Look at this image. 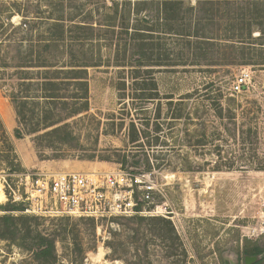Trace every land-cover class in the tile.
<instances>
[{"label": "rangeland", "instance_id": "1", "mask_svg": "<svg viewBox=\"0 0 264 264\" xmlns=\"http://www.w3.org/2000/svg\"><path fill=\"white\" fill-rule=\"evenodd\" d=\"M220 3L215 19L202 18L198 25L200 34L213 38L209 42L193 37L190 45L169 31L177 29L176 22L170 21L166 33L155 22L152 38L142 34V41L136 40L147 49V66H138L130 49L115 56L119 44L132 42L117 28L111 40L102 39L103 64L89 69L87 110L46 128L41 100L35 112H28L22 139L15 138L18 119L8 97L16 84L9 76L13 70L0 65V172L121 168L150 174L160 191L153 204H144L159 212L138 215L143 220L10 213L4 210L12 204L0 194V217L32 219L33 230L55 240L57 264H245L248 241L262 250L264 264V234L252 231L263 228L264 221V38L257 29L250 36L231 19L262 10L247 9L242 0L231 9ZM104 4L112 7L111 0H0V25L6 28L10 15L18 26L23 15L59 10L60 16L64 9L85 14L93 7L102 12ZM98 13L93 12L94 22L106 24ZM183 13L185 22L197 19L198 0H186ZM138 20L133 14L130 27L138 28ZM241 34L245 43L233 47L227 39ZM244 71L251 72V81L233 93ZM69 103V111L54 115L66 117ZM59 126L64 128L52 133ZM161 219L175 229L166 239ZM0 264L39 263L32 252L0 241Z\"/></svg>", "mask_w": 264, "mask_h": 264}, {"label": "trees", "instance_id": "2", "mask_svg": "<svg viewBox=\"0 0 264 264\" xmlns=\"http://www.w3.org/2000/svg\"><path fill=\"white\" fill-rule=\"evenodd\" d=\"M111 1L112 7H107L104 4L102 12H100V8L98 10L94 7L85 14L76 15L71 14L68 10L65 12V9L60 16H56V12L58 13L59 10L47 12V15L44 14L45 12L39 11L33 16L23 15L25 20L21 25L15 26L11 23L14 15L7 17L6 20L9 23L6 28L0 25V65L4 71L12 69L13 72L9 76L16 81L14 90L8 95L18 119L19 128L15 130V138H23L21 128L28 119V112H35L37 106L41 105V100L46 105L43 107L46 109L43 121L49 122L46 128L58 126L68 118L87 110L89 106V69L100 67L103 64L100 56L103 47L101 43L104 40H111V35H115L117 28L124 31L132 42L131 44L126 43L124 47L119 44V48L117 46L115 50V56L117 58L121 54L125 56L127 49H130L133 51L131 59H135L138 66H147V63H150L147 49L142 46V42L137 43L136 40L142 41V34L147 35L146 38H152L150 29L154 27L155 22L158 21L157 24H159L158 26L155 24L157 29L164 27L161 29L164 33H166V27H169L170 21L176 22L177 29L170 28L169 31H173V35L179 36L190 45L193 37L207 39L209 42L208 40L212 41L213 38L206 37V34H200L198 28L200 21L202 18L207 19L208 17L213 21L216 9L221 6L220 2H225L231 9L236 4L233 2L237 0H198L200 16L195 20L190 18L189 22L180 18L184 14L186 0H137L135 3L132 0ZM242 1L247 2L245 5L248 7L247 9L254 8L262 11L256 14L244 13L242 16H234L231 19L239 20L242 30L248 32L250 36H252L253 29H257L261 34L259 38H264V0ZM189 9L196 10L194 7ZM93 12H99L97 15L107 23L94 22ZM144 13L146 14L144 18H138ZM133 14L139 19L138 28L130 27ZM204 15L205 17H203ZM235 25L228 24V28L234 29ZM227 40L229 43H233L232 46L235 44L233 47L237 45L236 43H245L244 34ZM200 44L202 43L198 42L197 45L201 46ZM208 44L214 46V44ZM106 45L109 46L108 43ZM94 47L99 48L96 53L93 51ZM124 65L118 64V66ZM2 80L0 77V82ZM69 100L73 104L69 114L66 117H61L60 114L55 116L54 113L60 109L69 111L71 106ZM32 105L34 108L31 109ZM62 127L54 128L52 133L59 132ZM35 129L32 132L27 131V134L35 133ZM134 139L136 141V138ZM12 171L15 170L12 169ZM4 211L23 212L25 207L21 204H12L11 208L7 207ZM134 217L139 220L144 219L140 216ZM31 220L26 217L16 218L12 214L0 217V241L10 242L22 250L32 252L34 260L39 264H57L55 240L33 230L29 225ZM160 224V233L165 239L168 234L175 233L169 220L161 219ZM261 252L262 250L256 246L251 247L248 241L244 254L258 256ZM256 264H262V260Z\"/></svg>", "mask_w": 264, "mask_h": 264}, {"label": "built area", "instance_id": "3", "mask_svg": "<svg viewBox=\"0 0 264 264\" xmlns=\"http://www.w3.org/2000/svg\"><path fill=\"white\" fill-rule=\"evenodd\" d=\"M250 81V71L241 73L232 86L233 93H241ZM0 192L7 202L24 205V214L110 220L159 212V207L152 212L144 208L160 193L150 174L121 168L95 173L3 171ZM262 211L264 217V204ZM262 224L260 230H252L253 235L264 234V221Z\"/></svg>", "mask_w": 264, "mask_h": 264}, {"label": "water", "instance_id": "4", "mask_svg": "<svg viewBox=\"0 0 264 264\" xmlns=\"http://www.w3.org/2000/svg\"><path fill=\"white\" fill-rule=\"evenodd\" d=\"M261 259H262L261 255H258V256H246L245 257V264H255Z\"/></svg>", "mask_w": 264, "mask_h": 264}, {"label": "crops", "instance_id": "5", "mask_svg": "<svg viewBox=\"0 0 264 264\" xmlns=\"http://www.w3.org/2000/svg\"><path fill=\"white\" fill-rule=\"evenodd\" d=\"M5 114H7V115L11 116V113H10V111H6V112H5ZM10 125H11V124H10Z\"/></svg>", "mask_w": 264, "mask_h": 264}, {"label": "bare ground", "instance_id": "6", "mask_svg": "<svg viewBox=\"0 0 264 264\" xmlns=\"http://www.w3.org/2000/svg\"><path fill=\"white\" fill-rule=\"evenodd\" d=\"M0 194H2L1 192H0ZM3 195V194H2ZM101 252V251H100Z\"/></svg>", "mask_w": 264, "mask_h": 264}, {"label": "flooded vegetation", "instance_id": "7", "mask_svg": "<svg viewBox=\"0 0 264 264\" xmlns=\"http://www.w3.org/2000/svg\"><path fill=\"white\" fill-rule=\"evenodd\" d=\"M256 264V263H255Z\"/></svg>", "mask_w": 264, "mask_h": 264}]
</instances>
